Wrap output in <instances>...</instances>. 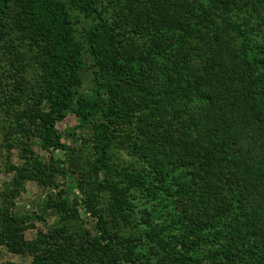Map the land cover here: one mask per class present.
<instances>
[{
    "label": "trees",
    "instance_id": "16d2710c",
    "mask_svg": "<svg viewBox=\"0 0 264 264\" xmlns=\"http://www.w3.org/2000/svg\"><path fill=\"white\" fill-rule=\"evenodd\" d=\"M105 1L0 0V69L20 66L22 41L42 56L36 142L62 153L52 168L89 214L54 183L49 233L25 241L41 215L8 211L0 246L33 264H264V0H127L119 21ZM67 115L90 146L82 171ZM138 215L161 227L145 235L158 262L122 235Z\"/></svg>",
    "mask_w": 264,
    "mask_h": 264
},
{
    "label": "rangeland",
    "instance_id": "374dc122",
    "mask_svg": "<svg viewBox=\"0 0 264 264\" xmlns=\"http://www.w3.org/2000/svg\"><path fill=\"white\" fill-rule=\"evenodd\" d=\"M141 1L144 5H153L149 4L150 0ZM105 2L106 7H111V10L108 7L107 17L116 15L119 21L127 0H107ZM120 34L124 42L126 32L122 30ZM9 43L15 44L14 37L5 43L7 50H10L6 45ZM133 44H136L135 40L131 43ZM11 52L14 53L13 50ZM16 52L20 59V66L15 69L9 66L0 69V228L3 215L8 211L16 214L38 213L42 219L23 227V239L33 242L47 235L49 227L58 218L50 209L46 210L43 207L46 194L54 188L50 187L52 184L63 185V189L69 193L70 198L74 197L77 200L78 218L88 217L89 214H84L86 209L81 206V200L84 198L79 190L72 188L70 182L62 179L52 168V160L62 159V153L59 150H43L36 142L35 125L31 123L30 114L35 109L34 101L43 91L40 81L42 56L30 49L26 41L18 44ZM1 58L6 60L3 56ZM84 78L83 86L87 88L90 86L89 75L86 74ZM75 126L76 121L71 115H67L62 122L57 124L62 142L65 145L73 144L75 148L74 167L82 171L91 160L92 154L87 137L84 133L76 132ZM70 133H75V135L70 137ZM9 136L12 138L9 140L10 148L6 141V137L9 138ZM116 155L120 162L126 163L129 160V157L122 151L116 152ZM22 167L26 172L23 174V181L18 183V175ZM139 205L137 203L138 207ZM149 210L151 216L155 218V209ZM142 214L146 215V213ZM143 221H145L143 216L138 215L135 223H126L125 226L123 223L121 232L124 236L141 238V244H137L139 249L136 250L138 257L148 263H155L163 256L151 241L146 240L145 235L149 232L156 233L161 227H158L157 221L156 226ZM68 226L72 230H77L81 226V220H71ZM32 262L31 256L0 246V264H33Z\"/></svg>",
    "mask_w": 264,
    "mask_h": 264
}]
</instances>
